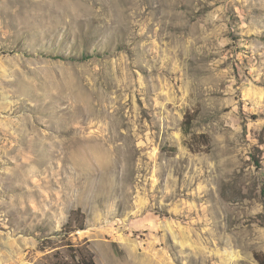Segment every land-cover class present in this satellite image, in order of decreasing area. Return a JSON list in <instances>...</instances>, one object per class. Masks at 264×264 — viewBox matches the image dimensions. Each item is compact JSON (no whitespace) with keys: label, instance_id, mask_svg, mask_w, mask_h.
<instances>
[{"label":"rangeland","instance_id":"1","mask_svg":"<svg viewBox=\"0 0 264 264\" xmlns=\"http://www.w3.org/2000/svg\"><path fill=\"white\" fill-rule=\"evenodd\" d=\"M75 209L96 264H264V0H0V264Z\"/></svg>","mask_w":264,"mask_h":264},{"label":"trees","instance_id":"2","mask_svg":"<svg viewBox=\"0 0 264 264\" xmlns=\"http://www.w3.org/2000/svg\"><path fill=\"white\" fill-rule=\"evenodd\" d=\"M85 228V217L80 209L70 211L68 220L49 239L39 244L44 253L34 264H96L89 241H72V233Z\"/></svg>","mask_w":264,"mask_h":264}]
</instances>
